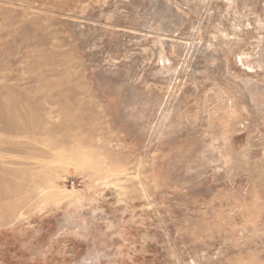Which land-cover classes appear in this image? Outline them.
I'll use <instances>...</instances> for the list:
<instances>
[{
  "label": "rangeland",
  "instance_id": "rangeland-1",
  "mask_svg": "<svg viewBox=\"0 0 264 264\" xmlns=\"http://www.w3.org/2000/svg\"><path fill=\"white\" fill-rule=\"evenodd\" d=\"M0 152V264H264V0H0Z\"/></svg>",
  "mask_w": 264,
  "mask_h": 264
},
{
  "label": "bare ground",
  "instance_id": "bare-ground-1",
  "mask_svg": "<svg viewBox=\"0 0 264 264\" xmlns=\"http://www.w3.org/2000/svg\"><path fill=\"white\" fill-rule=\"evenodd\" d=\"M18 119V117H16L15 115H13V114H10L9 116H5V117H3V120H4V122L5 123H8V124H11V125H14L15 123H16V120ZM3 122V123H4ZM7 125V124H6ZM16 125H17V123H16ZM19 125V124H18ZM9 127V126H8ZM20 127V126H19ZM13 128H16V127H13ZM18 128V127H17ZM21 129V128H20ZM3 130H5V129H3ZM6 131V130H5ZM15 132H16V130H15ZM19 132H23L22 130L21 131H19ZM17 134H18V132H17ZM8 135V134H7ZM6 142V141H5ZM2 145V144H1ZM64 148H65V146H64ZM66 149V148H65ZM13 150V149H12ZM11 150V151H12ZM24 150V149H23ZM23 150H22V152H23ZM67 150V149H66ZM14 151V150H13ZM64 151V153H66V151L65 150H63ZM62 151V152H63ZM68 151V150H67ZM9 152V151H8ZM25 152H26V150H25ZM1 153V152H0ZM4 153V152H3ZM11 153V152H10ZM10 153H8V154H10ZM70 153V152H69ZM22 154V153H21ZM20 154V155H21ZM26 154V153H25ZM11 155V154H10ZM12 155H13V153H12ZM19 155V156H20ZM23 155V154H22ZM3 156V155H2ZM17 156V155H16ZM25 156V155H24ZM46 157V156H45ZM50 157V156H49ZM55 158V157H54ZM5 160V159H4ZM12 160V159H11ZM14 160V159H13ZM17 160V159H16ZM47 160H49V159H47ZM53 160V159H52ZM18 161V160H17ZM22 161V160H21ZM24 161V160H23ZM7 162H9V161H7ZM14 162H16L15 160H14ZM0 163H1V161H0ZM4 163V162H3ZM3 163H1L0 164V173H2V174H4V176H1L0 175V198L1 197H3V196H6V195H9V194H12V193H15V192H17V191H19L20 190V186H18L16 183L17 182H15V177H13L14 175H16L17 173L16 172H14V171H9V170H6V169H4V167H2L1 165L3 164ZM28 163V162H27ZM12 164V163H11ZM20 164V163H19ZM30 164V163H29ZM28 164V165H29ZM34 164H36V163H34ZM39 164V163H38ZM41 164V163H40ZM43 164V163H42ZM7 165V164H6ZM21 165V164H20ZM45 165H47V164H45ZM13 166V165H12ZM22 166V165H21ZM25 166V165H24ZM30 166V165H29ZM33 166V165H32ZM44 166V165H43ZM26 167V166H25ZM13 168V167H12ZM27 168H28V166H27ZM32 169H33V167H31ZM38 168H39V166H38ZM21 169V168H20ZM23 170H27V169H23ZM35 170V169H34ZM29 176H25L24 177V181H26V182H30V181H33V177L32 176H30V174H28ZM7 176V177H6ZM9 176H11V177H13V178H11V179H9L8 177ZM6 178V179H5ZM66 221V220H65ZM66 224V223H65Z\"/></svg>",
  "mask_w": 264,
  "mask_h": 264
}]
</instances>
